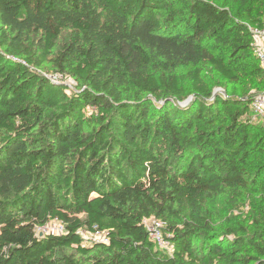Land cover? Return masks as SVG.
<instances>
[{
  "label": "trees",
  "instance_id": "obj_1",
  "mask_svg": "<svg viewBox=\"0 0 264 264\" xmlns=\"http://www.w3.org/2000/svg\"><path fill=\"white\" fill-rule=\"evenodd\" d=\"M262 28L264 0H0V264H264V210L223 234L204 210L264 191V126L202 78H264ZM46 62L79 90L38 74ZM54 221L63 234L37 235Z\"/></svg>",
  "mask_w": 264,
  "mask_h": 264
},
{
  "label": "rangeland",
  "instance_id": "obj_2",
  "mask_svg": "<svg viewBox=\"0 0 264 264\" xmlns=\"http://www.w3.org/2000/svg\"><path fill=\"white\" fill-rule=\"evenodd\" d=\"M215 4L221 5L222 0H208ZM202 78L208 84L213 96L234 95L244 99H252L254 96L264 91V78H245L243 77L239 83H230L221 78L215 71L210 68L202 67ZM191 66L178 67L176 74L179 77L180 85L182 86L185 96L189 100L193 99L190 88V78L188 71ZM36 72L53 84L65 85L68 90L67 94L76 92L80 86L75 79L67 74L58 73L52 66L51 62H46ZM251 122L257 125L264 126V118L254 117L250 115ZM205 212L209 215L213 231L217 234H223L232 225H239L250 233L255 225V219L259 217V212L264 210V191L251 188L249 193L231 195L227 192L212 196L207 199L204 205ZM49 227H54V222L48 223ZM79 235L82 239V245L89 247L96 242L102 240L101 235L91 234L85 230H80ZM222 239V238H221Z\"/></svg>",
  "mask_w": 264,
  "mask_h": 264
},
{
  "label": "built area",
  "instance_id": "obj_3",
  "mask_svg": "<svg viewBox=\"0 0 264 264\" xmlns=\"http://www.w3.org/2000/svg\"><path fill=\"white\" fill-rule=\"evenodd\" d=\"M253 39V53L259 62L260 68L264 71V28L250 29ZM250 110L254 117L264 118V92L254 96L250 101ZM143 225L148 233V237L156 246L170 253L171 245L164 239L163 224L160 221L145 219ZM54 227H49L47 224L42 228L37 229V235H61L64 233V227L61 223L54 221ZM103 242H106L104 236L100 233Z\"/></svg>",
  "mask_w": 264,
  "mask_h": 264
}]
</instances>
